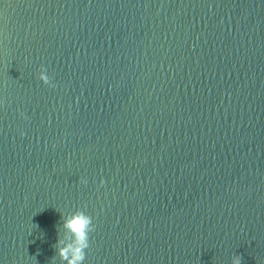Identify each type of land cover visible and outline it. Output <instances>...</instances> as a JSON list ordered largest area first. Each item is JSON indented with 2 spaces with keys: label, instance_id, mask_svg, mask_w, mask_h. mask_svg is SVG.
<instances>
[{
  "label": "water",
  "instance_id": "water-1",
  "mask_svg": "<svg viewBox=\"0 0 264 264\" xmlns=\"http://www.w3.org/2000/svg\"><path fill=\"white\" fill-rule=\"evenodd\" d=\"M78 211L83 264H264V0H0V264Z\"/></svg>",
  "mask_w": 264,
  "mask_h": 264
},
{
  "label": "clouds",
  "instance_id": "clouds-1",
  "mask_svg": "<svg viewBox=\"0 0 264 264\" xmlns=\"http://www.w3.org/2000/svg\"><path fill=\"white\" fill-rule=\"evenodd\" d=\"M40 80L45 84H50V78L46 72L40 74ZM55 87V84L51 85ZM27 119V117H25ZM24 133L21 132V136ZM81 183H86L85 180H81ZM104 181H101L103 184ZM63 227L71 233L73 239L65 246H60L63 241L57 240V254L60 259L66 261L67 264H83L86 258V250L89 248L90 233L95 230V224L93 218L86 212L78 211L65 219ZM232 264H242V257L240 255H234Z\"/></svg>",
  "mask_w": 264,
  "mask_h": 264
}]
</instances>
